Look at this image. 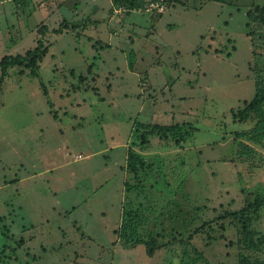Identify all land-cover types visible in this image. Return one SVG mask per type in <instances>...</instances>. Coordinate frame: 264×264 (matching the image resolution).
<instances>
[{"label":"rangeland","instance_id":"374dc122","mask_svg":"<svg viewBox=\"0 0 264 264\" xmlns=\"http://www.w3.org/2000/svg\"><path fill=\"white\" fill-rule=\"evenodd\" d=\"M15 1L0 11V60L39 40L47 53L36 77L10 67L0 86V264H191L196 252L181 257L167 234L257 196L252 228L264 233V147L244 135L254 117L232 115L264 85V43L245 25L264 0H173L158 18L152 0L129 14L111 0ZM140 123H185L188 135L142 144ZM125 180L163 206L168 245L152 257L114 234ZM228 222L212 223L209 244L194 236L196 264L264 258Z\"/></svg>","mask_w":264,"mask_h":264},{"label":"trees","instance_id":"16d2710c","mask_svg":"<svg viewBox=\"0 0 264 264\" xmlns=\"http://www.w3.org/2000/svg\"><path fill=\"white\" fill-rule=\"evenodd\" d=\"M111 1L113 8H120L124 10L125 14H129L131 11L138 9L141 5L139 0ZM172 1L152 0V2L162 4L164 8ZM151 13L156 14L157 18L163 14L162 11L159 12L156 8L152 9ZM246 16L247 22L245 25L248 29V35L252 40L258 38L264 43V6L251 5L246 12ZM41 27L47 29V26L44 24ZM65 27H67L66 22ZM58 32L61 33L60 30ZM46 53L47 47L44 46L43 40H39L37 46L27 50L24 55L3 56L0 60V86L6 78L10 67L24 66L30 68V75L36 77L38 75L39 63ZM80 79L83 80L84 77L82 76ZM232 113L234 122H243L254 117L256 120L254 126L248 132H244V135L255 143H261L262 147H264V85L256 87L252 99L242 109H238ZM184 124L174 123L164 125L140 123L137 130L140 132L139 138L142 144L147 142L149 136L155 134L161 137L171 135L176 140L178 138L185 139L188 131L183 130L182 125ZM133 125L135 126V122ZM143 163L144 161L140 157L131 156V160L127 166L135 168L138 164L143 165ZM123 184L124 197L122 201L121 220L118 229L114 230V234L117 235L119 243L124 248L131 249L138 245H143L146 254L152 257L156 251L168 245V240L165 241L164 235L158 233L159 231L156 230L159 222L158 216L161 214L163 206L159 207L157 204L155 205L150 202V193L141 183L125 180ZM261 199V197L257 196L240 210L225 211L217 216L215 220L206 219L201 221L197 226L193 224L194 228L187 230V232L185 231L187 234L172 230L167 236L170 240H178L180 244H183L181 257H189L188 247L191 246L197 256L190 258V262L191 264H196L198 259L203 258V256L202 252L192 242L194 236L205 237L206 244H209V242L215 239V236L211 234V231L214 230L212 223L217 222L218 228L223 231L226 227V224H224L225 219H230L228 223L234 227L236 233L239 235L235 243L239 246L244 244L246 250L262 251V248H264V233L257 232L252 228V222L256 218H254L256 216V210L262 205L260 202ZM194 223H197V221L195 220ZM151 225L152 227L150 228ZM236 264H264V258L251 257L240 251L237 254Z\"/></svg>","mask_w":264,"mask_h":264},{"label":"crops","instance_id":"0c3cea01","mask_svg":"<svg viewBox=\"0 0 264 264\" xmlns=\"http://www.w3.org/2000/svg\"><path fill=\"white\" fill-rule=\"evenodd\" d=\"M10 1H15V0H2L0 1V11L2 12L3 7H9L8 4L10 3ZM16 2V1H15ZM112 5V2H111ZM11 8V7H10ZM10 10V9H9ZM12 10H10L11 12Z\"/></svg>","mask_w":264,"mask_h":264},{"label":"built area","instance_id":"2783aa9c","mask_svg":"<svg viewBox=\"0 0 264 264\" xmlns=\"http://www.w3.org/2000/svg\"><path fill=\"white\" fill-rule=\"evenodd\" d=\"M153 3L155 4H152L150 9L156 8L159 12L161 11L163 12L164 6L162 4H159L158 2H153Z\"/></svg>","mask_w":264,"mask_h":264}]
</instances>
